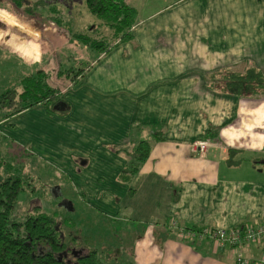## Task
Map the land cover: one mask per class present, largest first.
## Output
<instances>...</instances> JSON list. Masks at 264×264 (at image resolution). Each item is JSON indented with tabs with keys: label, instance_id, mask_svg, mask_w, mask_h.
<instances>
[{
	"label": "crops",
	"instance_id": "0c3cea01",
	"mask_svg": "<svg viewBox=\"0 0 264 264\" xmlns=\"http://www.w3.org/2000/svg\"><path fill=\"white\" fill-rule=\"evenodd\" d=\"M125 2L136 11L131 38L97 53L61 91L65 113L36 105L1 120L0 133L47 168L50 193L66 207L82 203L113 222L127 211L135 217L131 236L121 232L129 264H237L228 247L180 231H227L264 211L261 197L246 201L235 190L242 161L262 159L264 171V93L208 86L219 71L252 66L264 74V0ZM0 59L17 75L40 66ZM157 131L163 139L151 141ZM139 139L151 148L129 193L119 172ZM198 139L209 142L201 156L189 148ZM91 250L104 262L112 257ZM241 251L257 258L259 247Z\"/></svg>",
	"mask_w": 264,
	"mask_h": 264
},
{
	"label": "trees",
	"instance_id": "16d2710c",
	"mask_svg": "<svg viewBox=\"0 0 264 264\" xmlns=\"http://www.w3.org/2000/svg\"><path fill=\"white\" fill-rule=\"evenodd\" d=\"M3 1L0 0V3ZM19 1L9 0L15 8L24 11L27 15L45 17L48 22L64 28V25L55 23L48 14H46L47 16L43 14L35 16V13L29 8L20 9ZM83 1L87 11L99 18L102 26L90 25L85 30L87 33L66 30L70 41H74L77 43L76 45L80 44L85 49L105 53L113 46L131 38V28L135 23L136 11L125 0ZM9 15V18L15 23V28L24 36L32 39V42L17 45L19 54L27 55L22 49L25 46L33 45L37 33L25 28L14 16L10 13ZM36 56L37 51L34 50L33 57ZM87 67L86 64L83 67L63 69L60 64H57L55 76L62 77L65 81L62 86L53 81L50 82V75L45 71L43 65L24 74H14L15 82L0 93V121L36 105H41L48 114L63 115L66 109L63 108L60 93L68 86L75 84ZM209 78L208 86L210 88L215 89L214 87H216L236 96L249 97L264 93V74L252 66H247L241 71L229 70L211 73ZM60 104L63 107H59ZM158 132L152 133L151 141L163 139V136ZM4 137V135L0 136V138ZM5 139L8 140L6 137ZM5 139L4 142H6ZM151 141L139 139L125 151L127 159L119 172V178L128 185L129 193L132 189L130 180L147 159ZM116 151L122 152L124 149L117 148ZM229 153L232 152L229 150ZM1 161L0 157V163ZM226 162L228 165L237 163L230 157ZM3 167V171H0V264H107L94 250H80V253L72 254L70 248H67L65 234L60 230L59 220L51 214L41 212L40 208L25 215L20 221L15 220L11 213L16 205L17 195L25 188L24 186L30 185L33 178L21 171L15 172L9 163ZM202 230L218 229H189L197 234ZM201 238L208 237L202 236ZM68 255L73 258V261Z\"/></svg>",
	"mask_w": 264,
	"mask_h": 264
},
{
	"label": "rangeland",
	"instance_id": "374dc122",
	"mask_svg": "<svg viewBox=\"0 0 264 264\" xmlns=\"http://www.w3.org/2000/svg\"><path fill=\"white\" fill-rule=\"evenodd\" d=\"M19 4L21 5L20 9L29 8L35 13V16L40 14L47 16L46 14H48L55 23L64 25V28L48 22L45 17L29 16L24 11L15 8L9 0H4L3 3H0V55H10L11 58L14 57V62L24 60L31 65L34 61H38L49 73L50 82L53 81L62 86L65 81L62 77L55 76L57 64H60L63 69L83 67L97 54L93 49H85L80 44L76 45L77 43L70 41L66 31L87 33L85 30L88 26L99 27L101 25V20L87 11L83 0H20ZM9 13L25 28L37 33L33 45L21 48L27 55L19 54L17 45L32 42V39L24 36L15 28V23L9 18ZM34 50L37 51L36 57H33ZM1 64H4L2 59H0V93L15 82L14 71L11 68L9 70H7L8 68H1L3 66ZM4 139L5 137L0 138V157L2 160L0 171L2 172L3 166L9 163L15 172L21 171L33 178L30 185L24 186L26 189L24 188L18 193L16 205L11 213L13 218L20 221L25 215L40 208L41 212L51 214L59 220L60 230L65 234L67 248H70V251L95 248L97 251L99 250L98 253L101 256L100 252L106 250L105 253L112 256L106 262L107 264H129V256L124 247L121 232L130 233V223L135 217L133 218L132 214L129 216L127 211L123 213L127 219H117L118 221L113 222L93 210H88L82 203L73 206L70 201V208L68 209L62 197L51 195L50 189L54 184L49 181L51 176L48 174L47 168L41 165V162H37L36 158L29 155L28 152L23 151L22 147L7 139L4 142ZM261 157L264 158V154ZM237 158L240 159L239 156ZM262 163V159H254L249 163L242 161L241 165L236 168L240 172L238 177H242L244 183L236 184L235 190L239 195L242 194L246 201L251 199V194L256 199L255 202H257L258 197H261V203L264 201ZM36 164L37 166H34ZM260 167L261 173L254 172ZM58 179L62 180L61 177ZM52 194L56 195V191L53 190ZM202 214L206 216L208 213ZM259 216L258 218L250 217L243 224H252V222L257 221L256 219L264 220V211ZM129 235L131 236V234ZM69 257L70 260L73 259L71 256Z\"/></svg>",
	"mask_w": 264,
	"mask_h": 264
},
{
	"label": "built area",
	"instance_id": "2783aa9c",
	"mask_svg": "<svg viewBox=\"0 0 264 264\" xmlns=\"http://www.w3.org/2000/svg\"><path fill=\"white\" fill-rule=\"evenodd\" d=\"M209 142L205 139H198L189 144L190 152L201 156L205 153ZM185 238L193 239L206 236L212 239L219 247H228L234 255L237 264H264V220H257L252 224H242L225 230H202L198 234L193 231H180ZM248 246H258L259 254L257 258L246 257L241 249ZM240 249V251H239Z\"/></svg>",
	"mask_w": 264,
	"mask_h": 264
},
{
	"label": "water",
	"instance_id": "95a60500",
	"mask_svg": "<svg viewBox=\"0 0 264 264\" xmlns=\"http://www.w3.org/2000/svg\"><path fill=\"white\" fill-rule=\"evenodd\" d=\"M53 197H54V196H53ZM67 203H68V205L70 204L69 201H67ZM69 208H70V207H69ZM69 208H68V209H69ZM70 252H71L72 254H75V252L80 253L81 251H80V250H71Z\"/></svg>",
	"mask_w": 264,
	"mask_h": 264
}]
</instances>
